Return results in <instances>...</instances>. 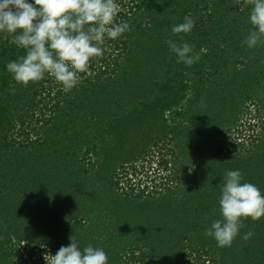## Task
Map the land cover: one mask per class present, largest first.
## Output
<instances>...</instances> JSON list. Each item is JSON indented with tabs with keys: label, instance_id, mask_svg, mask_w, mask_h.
Here are the masks:
<instances>
[{
	"label": "trees",
	"instance_id": "obj_1",
	"mask_svg": "<svg viewBox=\"0 0 264 264\" xmlns=\"http://www.w3.org/2000/svg\"><path fill=\"white\" fill-rule=\"evenodd\" d=\"M116 2L131 30L106 38L68 92L47 74L17 83L6 64L25 50L0 33V264H46L74 234L107 264H264V217L244 219L231 246L204 234L227 170L264 194V44L242 45L251 5ZM185 16L193 30L173 34ZM169 39L200 60L178 63Z\"/></svg>",
	"mask_w": 264,
	"mask_h": 264
},
{
	"label": "clouds",
	"instance_id": "obj_2",
	"mask_svg": "<svg viewBox=\"0 0 264 264\" xmlns=\"http://www.w3.org/2000/svg\"><path fill=\"white\" fill-rule=\"evenodd\" d=\"M249 5L252 29L242 45L255 48L264 44V0H234V6L241 9ZM117 12L116 0H0V33L10 37L9 43L25 50L24 55L6 64L7 71L23 86L47 74L65 92L71 91L79 82L78 73L87 69L92 58L102 55L105 39H115L131 30L126 21L115 22ZM194 26L195 21L185 16L171 31L175 35L189 33ZM167 44L178 63L192 66L201 58L187 42L169 39ZM220 193V217L204 234L222 248L231 246L244 219L258 221L264 217V194L256 185L242 182L239 170L224 173ZM253 235L249 231L242 239ZM69 239L71 243L62 245L54 255L44 254L46 264H107L103 248L89 244L81 249L75 234Z\"/></svg>",
	"mask_w": 264,
	"mask_h": 264
},
{
	"label": "rangeland",
	"instance_id": "obj_3",
	"mask_svg": "<svg viewBox=\"0 0 264 264\" xmlns=\"http://www.w3.org/2000/svg\"><path fill=\"white\" fill-rule=\"evenodd\" d=\"M145 164L147 166L146 170H148V168H149L150 169L149 172H154V169L156 168L155 163H153V165L151 164L150 166L148 165L149 164L148 162H145ZM138 166H140V168H141V162L138 164ZM155 170L157 171V169H155Z\"/></svg>",
	"mask_w": 264,
	"mask_h": 264
}]
</instances>
